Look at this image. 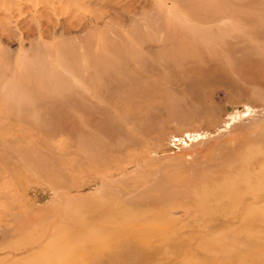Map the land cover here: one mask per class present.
I'll return each instance as SVG.
<instances>
[{
  "label": "rangeland",
  "instance_id": "obj_1",
  "mask_svg": "<svg viewBox=\"0 0 264 264\" xmlns=\"http://www.w3.org/2000/svg\"><path fill=\"white\" fill-rule=\"evenodd\" d=\"M0 264H264V0H0Z\"/></svg>",
  "mask_w": 264,
  "mask_h": 264
}]
</instances>
